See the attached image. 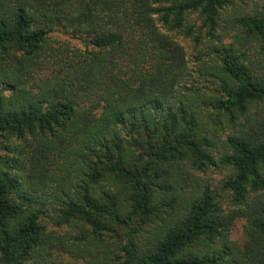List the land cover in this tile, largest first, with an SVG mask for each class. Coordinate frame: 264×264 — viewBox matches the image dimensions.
<instances>
[{
  "label": "trees",
  "instance_id": "trees-1",
  "mask_svg": "<svg viewBox=\"0 0 264 264\" xmlns=\"http://www.w3.org/2000/svg\"><path fill=\"white\" fill-rule=\"evenodd\" d=\"M254 46L264 0H0V264H264ZM219 165L243 242L195 175Z\"/></svg>",
  "mask_w": 264,
  "mask_h": 264
},
{
  "label": "rangeland",
  "instance_id": "rangeland-1",
  "mask_svg": "<svg viewBox=\"0 0 264 264\" xmlns=\"http://www.w3.org/2000/svg\"><path fill=\"white\" fill-rule=\"evenodd\" d=\"M256 1L262 2V0H256ZM252 7H253V4L250 3V5L247 7V10H251ZM189 20L193 24L200 23L199 17L197 16V14L191 15L189 17ZM58 38L63 41H70L72 44L80 45V43L77 40L70 39L69 37L65 35H59ZM178 40L185 47L187 51V55L192 60L191 65L194 66L196 63H198L196 60V57L199 55L200 51L202 50L205 51L206 47L204 46L195 47L192 39L185 36L184 33H178ZM247 55L250 57V59L254 61V64L258 68H260V70L263 69L264 71V54L261 53L257 47L255 46L250 47V49L247 51ZM203 60H209V57L206 55L203 57ZM196 74L198 73H196V70H195L194 76H196ZM216 131H217L216 136L220 138L221 140L220 143H222L223 140L225 141L227 135L230 132L229 127H227V125L222 127L221 129L217 127ZM220 147L222 151V145H220ZM219 155L220 153L218 154V156ZM231 170L232 169H230L229 167L219 165L217 167L208 168L204 172L195 171V175L199 177L200 183H202L203 185H208L220 196L219 201L222 204V207L226 212L233 211V212H238L240 214L236 218L230 230V237L236 242H243L244 226L247 223V219L246 217L241 215V212L245 211L247 206L237 205L233 201L231 192L229 191L225 192L221 190V184L223 181H225L231 176V173H232ZM257 199L264 201V190L259 191V192H255V191L250 192L249 197H248L249 206H252L255 202H257ZM64 229H70V228L65 227ZM61 230H63V228ZM59 232L62 233V231H59ZM58 256L59 255H57V257ZM60 258L63 261L69 262L71 264H88L86 259L89 258V256H86L85 258L76 259L70 256L69 254H60Z\"/></svg>",
  "mask_w": 264,
  "mask_h": 264
}]
</instances>
